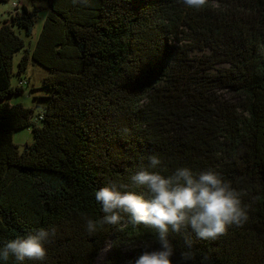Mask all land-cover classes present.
<instances>
[{
  "label": "trees",
  "instance_id": "obj_1",
  "mask_svg": "<svg viewBox=\"0 0 264 264\" xmlns=\"http://www.w3.org/2000/svg\"><path fill=\"white\" fill-rule=\"evenodd\" d=\"M45 1L15 72L24 46L15 29L30 34L35 8L0 20V240L54 225L46 260L23 264H91L108 240L99 264H131L134 245L155 246L154 229L125 218L89 234L85 219L102 215L94 190L130 184L155 152L168 171H218L247 206L242 225L193 237L188 264H264V0ZM29 61L47 70L40 84L50 90L38 124L5 99L27 83ZM26 126L32 140L19 150L12 132ZM169 239L181 264L184 237Z\"/></svg>",
  "mask_w": 264,
  "mask_h": 264
},
{
  "label": "clouds",
  "instance_id": "obj_2",
  "mask_svg": "<svg viewBox=\"0 0 264 264\" xmlns=\"http://www.w3.org/2000/svg\"><path fill=\"white\" fill-rule=\"evenodd\" d=\"M84 3L86 0H73ZM190 8H199L204 0H183ZM130 174V184L109 182L94 190L100 205L98 218H86L85 230L91 234L98 226L118 225L127 218L131 225H146L155 230L152 241L141 240L134 247L141 249L131 264H173L172 233H181L185 250L181 264L195 257L193 237L215 239L229 226H240L248 219L247 206L241 193L222 175L211 168L199 172L187 165L168 171L161 157L147 154ZM139 189V191L137 190ZM190 230V231H189ZM56 233V227H37L7 240H0V264L11 255L16 264L25 260L45 261V245Z\"/></svg>",
  "mask_w": 264,
  "mask_h": 264
},
{
  "label": "rangeland",
  "instance_id": "obj_3",
  "mask_svg": "<svg viewBox=\"0 0 264 264\" xmlns=\"http://www.w3.org/2000/svg\"><path fill=\"white\" fill-rule=\"evenodd\" d=\"M13 2V3H12ZM21 4L25 5L28 9L35 8V13L33 16V25L29 35H25L22 28L15 29L16 32L22 37L24 46L16 51L13 54V71H16L17 60L20 55L23 53L24 49L27 47H32L36 36L41 27L44 15L46 13L47 4L45 0H5L0 1V20L8 17L11 11L19 8ZM12 13V12H11ZM47 70L40 66L39 64L29 61L25 69L19 74L20 79L26 81L27 83L22 84V90L17 93H13L5 97L11 103L20 102L24 107L31 108L33 114L31 119L33 122L38 124L37 115L43 109V106L46 103L45 96L50 94V90L45 87H42L40 84L41 77L46 74ZM18 76L16 74L11 75L10 82L11 84H16L18 82ZM12 141L17 144L18 149L21 150L26 143L31 142L32 134L30 126L22 127L16 129L12 132ZM109 246V240L107 241L105 247L100 251L97 256L94 258L91 264H99L100 260L103 258L107 248Z\"/></svg>",
  "mask_w": 264,
  "mask_h": 264
},
{
  "label": "built area",
  "instance_id": "obj_4",
  "mask_svg": "<svg viewBox=\"0 0 264 264\" xmlns=\"http://www.w3.org/2000/svg\"><path fill=\"white\" fill-rule=\"evenodd\" d=\"M13 3V2H12Z\"/></svg>",
  "mask_w": 264,
  "mask_h": 264
}]
</instances>
